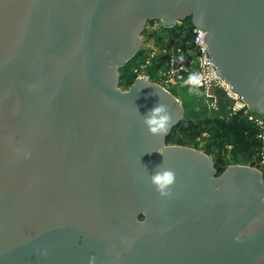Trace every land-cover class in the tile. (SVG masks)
I'll return each instance as SVG.
<instances>
[{
	"label": "water",
	"instance_id": "1",
	"mask_svg": "<svg viewBox=\"0 0 264 264\" xmlns=\"http://www.w3.org/2000/svg\"><path fill=\"white\" fill-rule=\"evenodd\" d=\"M157 20L204 32L264 115V0H0V264H264V175L166 145L176 98L119 87ZM158 103L166 135L143 122ZM162 162L176 177L164 197Z\"/></svg>",
	"mask_w": 264,
	"mask_h": 264
},
{
	"label": "rangeland",
	"instance_id": "2",
	"mask_svg": "<svg viewBox=\"0 0 264 264\" xmlns=\"http://www.w3.org/2000/svg\"><path fill=\"white\" fill-rule=\"evenodd\" d=\"M202 58L190 20L170 26L160 20L151 21L140 35L136 54L119 68V87L127 91L136 81L143 80L162 87L176 98L182 108L179 118L192 121L195 128L180 132L168 146L196 150L224 170L249 167L264 175V124L259 122L264 115L251 109V113L245 109L238 111L239 106L231 98L221 93L222 96H217L218 89L214 87L211 94L202 86L201 80L210 77L203 68ZM236 115L243 116L258 130L259 147L252 158L237 150L233 136L222 137L205 124L209 119L230 120Z\"/></svg>",
	"mask_w": 264,
	"mask_h": 264
},
{
	"label": "trees",
	"instance_id": "3",
	"mask_svg": "<svg viewBox=\"0 0 264 264\" xmlns=\"http://www.w3.org/2000/svg\"><path fill=\"white\" fill-rule=\"evenodd\" d=\"M205 124L206 126H210L211 131L216 132L222 137L226 135L233 136L235 139V146L241 154L246 155L249 158H252L255 155V151L257 147H259L258 130H256L243 116H236L230 120L209 119ZM193 128H195V126L192 121H179L167 136L166 145L175 142L177 135L180 132H185ZM216 169L219 174L226 170L219 166L216 167Z\"/></svg>",
	"mask_w": 264,
	"mask_h": 264
},
{
	"label": "clouds",
	"instance_id": "4",
	"mask_svg": "<svg viewBox=\"0 0 264 264\" xmlns=\"http://www.w3.org/2000/svg\"><path fill=\"white\" fill-rule=\"evenodd\" d=\"M143 117V122L151 135H166L172 122L167 105L163 103L155 105ZM175 179V172L164 168L163 162L156 167L150 177L151 184L162 197L170 194L169 190Z\"/></svg>",
	"mask_w": 264,
	"mask_h": 264
},
{
	"label": "built area",
	"instance_id": "5",
	"mask_svg": "<svg viewBox=\"0 0 264 264\" xmlns=\"http://www.w3.org/2000/svg\"><path fill=\"white\" fill-rule=\"evenodd\" d=\"M194 30H195V33H196L197 46L199 47V49H200V51L202 53V56H203V58H202L203 68L206 69V71L208 70V74L210 76V77L203 78L201 80V82H204L205 84H209V85H207L208 90L211 89V88L213 90V87H214L216 90L219 89L217 91H220L222 94H224V92H222V89H228V92L230 93V96L234 97L233 98V103H236V105L239 106V107H237L238 111L239 110L241 111V110L245 109L249 113H251V111H250L251 108L248 107L249 105H248L247 101L244 99V97L242 95H240L235 90V88L223 76H221V74L219 73L215 63L213 62V60H212V58H211V56L209 54V50H208V47L206 45L205 38H204L205 33L202 32L199 29H196V28H194ZM211 80H213V81L215 80L216 81L214 86L210 85V82H212ZM236 116H238V115H236ZM259 122L264 124L263 121L261 122L259 120Z\"/></svg>",
	"mask_w": 264,
	"mask_h": 264
},
{
	"label": "bare ground",
	"instance_id": "6",
	"mask_svg": "<svg viewBox=\"0 0 264 264\" xmlns=\"http://www.w3.org/2000/svg\"><path fill=\"white\" fill-rule=\"evenodd\" d=\"M173 24V23H172ZM212 82H210V85H213L214 86V84L216 83V81L214 80H211ZM202 83V86H205V87H207V85H209V84H205L204 82H201ZM210 90V92H211V90H212V88L211 89H209ZM219 90V89H218ZM222 92H224V94H223V96H226V97H228V98H231L232 100H233V98L234 97H231L230 96V93L228 92V89H222ZM212 93V92H211ZM220 91H218V94H216L217 96H220ZM222 94V93H221ZM216 96V97H217ZM233 103V102H232ZM261 120L263 121V123H264V119L263 118H261Z\"/></svg>",
	"mask_w": 264,
	"mask_h": 264
},
{
	"label": "crops",
	"instance_id": "7",
	"mask_svg": "<svg viewBox=\"0 0 264 264\" xmlns=\"http://www.w3.org/2000/svg\"><path fill=\"white\" fill-rule=\"evenodd\" d=\"M220 96H222V95H220Z\"/></svg>",
	"mask_w": 264,
	"mask_h": 264
}]
</instances>
